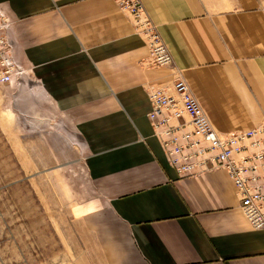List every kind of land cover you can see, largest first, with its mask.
<instances>
[{
	"label": "crops",
	"instance_id": "obj_1",
	"mask_svg": "<svg viewBox=\"0 0 264 264\" xmlns=\"http://www.w3.org/2000/svg\"><path fill=\"white\" fill-rule=\"evenodd\" d=\"M140 1L171 67L148 65L114 0H0L31 97L84 143L95 195L80 207L82 229L103 264H264V230L242 214L226 171L204 162L208 154L172 164L167 150L185 144L186 130L162 133L185 118L154 127L147 116L149 89L178 73L217 132L264 128V0ZM252 141L264 149V133Z\"/></svg>",
	"mask_w": 264,
	"mask_h": 264
},
{
	"label": "rangeland",
	"instance_id": "obj_2",
	"mask_svg": "<svg viewBox=\"0 0 264 264\" xmlns=\"http://www.w3.org/2000/svg\"><path fill=\"white\" fill-rule=\"evenodd\" d=\"M28 77L16 62L0 83V264H103L80 224L95 195L84 143Z\"/></svg>",
	"mask_w": 264,
	"mask_h": 264
},
{
	"label": "built area",
	"instance_id": "obj_3",
	"mask_svg": "<svg viewBox=\"0 0 264 264\" xmlns=\"http://www.w3.org/2000/svg\"><path fill=\"white\" fill-rule=\"evenodd\" d=\"M118 8L131 20L135 31L142 36L148 50V65L154 68L171 67L173 60L170 52L164 45L156 26L148 18L140 0H114ZM10 22L0 11V83L11 82V72L15 69L16 61L11 52L8 31ZM151 110L148 118L154 127L168 123L171 120L185 121L176 127L168 129L170 134L176 130L184 131L180 138L185 141L183 145H175L168 149L172 164L180 159L206 155L204 162L216 163L226 171L233 182L237 194L241 198L240 210L251 227L255 230H264V149H259V141H252L258 133H264V128L251 129L227 134L217 132L211 125L198 101L192 95L185 80L178 74L173 75L169 85L160 88H150L148 91ZM165 111L169 115L165 117ZM161 116L159 122L156 117ZM178 138L173 137L164 142L166 149L170 144H176ZM201 142L207 144L203 149H197ZM196 148L194 152L182 155L184 149ZM255 148V151L235 159V156ZM179 155V158L173 156ZM191 165H184L180 170H188ZM260 169L261 173H256Z\"/></svg>",
	"mask_w": 264,
	"mask_h": 264
}]
</instances>
